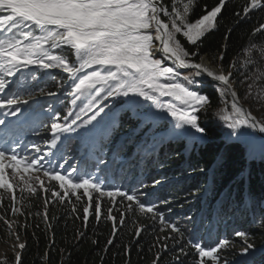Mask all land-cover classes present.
Returning <instances> with one entry per match:
<instances>
[{"label":"snow or ice","instance_id":"obj_1","mask_svg":"<svg viewBox=\"0 0 264 264\" xmlns=\"http://www.w3.org/2000/svg\"><path fill=\"white\" fill-rule=\"evenodd\" d=\"M195 3L196 0H175L169 8L164 0H0V190H3L0 192V207H3L7 194L11 204L9 209H5L6 214L24 215L16 207V188L21 194L27 191L30 196L36 195L37 188L44 193L42 216L46 224L49 204L71 203L72 197L80 202L86 197L88 203L83 207L86 224L90 208L96 219H101L102 197L119 196L128 203L123 205V201L120 202L124 210L118 218L113 215L115 200L107 209V220L113 225V238L108 240L109 245L114 242L119 228L125 225L128 214L138 209L146 217L151 214L149 218L158 219L160 231L170 230L173 234L157 238L158 242L162 239L165 243L159 245L161 250L156 253L153 264H160L162 256L170 250L166 243L168 240L173 241V248L179 246V254L174 256L171 264H188L190 254L187 248L195 251L191 264H221L220 252L230 247L228 239H220L214 245L207 244L194 231L186 243H182L185 240L183 231L175 223L167 221L163 213L156 210L154 202H142L135 192L130 194L121 190L107 177L101 180L84 170L73 179L71 174L56 171L61 165L53 166L52 159L47 160V167L43 163L48 157L63 159L62 154L57 157V153L63 151L61 137L67 133L79 134L77 130L81 128L85 131L96 128L108 115L105 111L108 106L103 102L120 96L142 97L144 101L151 102L146 110L135 113L141 137L154 134L157 117L151 109L155 106L166 111L175 121L170 129L174 136L195 140L199 134V139H203L206 129L199 124L198 113L210 106L209 96L202 92L205 87H211L222 98H230V111L221 109L217 113L219 120L232 130L230 135L238 133V138L250 140L247 129L264 133V121L258 120L242 106L241 97L234 89L236 65H230L233 71L225 73L221 68L217 73L203 59L195 62L193 58L199 56V52H189L177 38L182 35L188 44L197 46L208 33L217 29L218 18L228 0H218L210 9L205 5L204 14L193 22L190 15ZM258 9H264V0H246L242 5L243 18ZM236 15L239 17L241 13ZM259 33H264V23L254 28L253 35ZM255 48L256 45L250 43L244 49L249 53L245 65L250 68L256 66L251 56ZM261 53L264 54V45ZM218 59L223 61L224 54L221 53ZM167 62H171V66ZM53 70L66 74V79H61L59 86L64 88L67 85L66 95L72 97L70 102L79 107L78 112H68L61 118L59 112L52 108L45 111L36 99L38 96L58 95L41 86L44 77H48V81L55 79ZM244 77L252 81L247 85V94L251 96L256 81L264 80V71H253L251 76L244 73ZM29 80L33 83L29 84ZM255 95L260 99L259 92ZM163 97L170 99L165 102L161 99ZM225 103L228 104L227 99ZM133 104L140 107L138 101ZM34 105H39V113ZM34 115L47 116L52 121L51 139L45 141L43 148L32 145L34 154L26 155L17 151L20 146L17 132L23 133L26 129L35 132L37 129L31 126ZM60 119L63 123L57 122ZM144 145L138 139L133 146L141 148ZM248 155L253 159L256 157L251 144ZM259 155L264 158V140L260 142ZM6 170H10V174ZM34 173H40L46 179ZM51 181H57L62 191H56ZM158 183L160 181H154L152 186ZM81 189L82 195L78 194ZM48 193H51V199ZM93 193H99L94 204ZM24 199L26 197L21 195L20 202ZM71 211L76 213L75 205ZM0 222L19 240L18 233L13 230L14 221L0 215ZM48 226L51 227L50 224ZM148 227L140 225L135 228L137 241ZM78 235L83 237L84 233ZM236 236L245 245L242 253H248L254 247L249 242L248 233L238 231ZM12 247L23 250L26 245L18 243ZM14 264H22L20 252L15 254ZM223 264H228V261L223 260Z\"/></svg>","mask_w":264,"mask_h":264},{"label":"trees","instance_id":"obj_2","mask_svg":"<svg viewBox=\"0 0 264 264\" xmlns=\"http://www.w3.org/2000/svg\"><path fill=\"white\" fill-rule=\"evenodd\" d=\"M174 2L164 0L169 8ZM216 3L218 0H196L190 20L194 22L203 15L205 5L210 9ZM245 3L246 0H228L218 18L217 29L208 33L197 46L188 44L182 35H178L177 38L189 52H199L200 55L193 58L195 62L207 57L211 65L219 70L222 68L225 73L233 71L230 65L235 64L237 76L241 61L248 57L244 49L250 43H254L256 48L264 45V33L253 35L254 28L264 23V9L253 11L245 19L242 15ZM237 12L241 16L238 17ZM161 18L167 20L166 17ZM221 53L224 54L223 61L218 59ZM37 75L39 77L40 73ZM61 79H66V76L55 74V79L51 81L44 77L41 86L57 92L58 96L41 105L45 111L52 108L59 112L62 118L68 112H78L79 107L71 104L72 97L66 95L67 91H61ZM208 88H203L202 92L209 96L210 106L198 113V122L206 129L204 141L199 145L172 140L166 132L164 138L159 139L155 134L165 131L159 125L154 128V134L141 137L137 121L126 116L128 112L121 109L122 101H118L105 109L108 115L96 128L91 131L81 128L77 130L79 134H64L61 137L63 151L57 153V157L62 154L61 161H67L63 165L64 172L76 169L82 173L97 169L101 180L107 177L121 190L130 194L135 192L142 202H154L158 211L170 210L169 215L176 217L174 221L184 233L182 243H186L194 231L207 244L214 245L220 239H228L230 247L220 252L221 263L227 260L228 264H264V160L249 162L246 160V147L224 140L221 128L225 123L219 120L217 113L225 109L224 100L229 98H222ZM46 120L41 124L45 130V122L49 128L52 122L48 117ZM57 122L63 123V120ZM50 139L51 133H48L34 143L42 147ZM138 139L141 145L145 140L147 144L141 148L134 147ZM155 139L159 143L151 146ZM161 177L160 183L153 187L152 183ZM15 192L16 207L24 215L5 213L11 204L7 194L3 207H0V215H6L8 220L15 222L13 230L26 245L20 252L22 264H153L156 253L161 250L159 245L165 243L162 239L158 242L157 238L173 235L169 230L160 231L157 220L146 217L137 209L128 214L125 225L119 228L114 242L109 245L107 242L113 238V225L107 220V209L113 206L115 200L113 215L118 218L127 202L123 201L122 205L116 198L101 200V219L98 221L90 208L86 224L83 219V207L88 203L86 197L80 202L72 197L71 203L49 204V227L42 216L44 193L39 188L34 196L27 192L21 194L19 189ZM21 195L26 197L23 202H20ZM48 197L51 199V193ZM95 202L93 197V204ZM73 205L76 213L71 211ZM37 212L41 215L37 216ZM77 215L79 218H76ZM140 225L149 227L137 241L135 228ZM238 231L257 238L256 241L249 238L254 246L249 250V258L239 256ZM81 232L83 237L78 235ZM7 233V228L0 222V238ZM166 243L170 250L162 256L160 264H171L174 256L179 254V246L173 248L171 240ZM186 250L190 254L188 264H191L195 251L191 248Z\"/></svg>","mask_w":264,"mask_h":264},{"label":"rangeland","instance_id":"obj_3","mask_svg":"<svg viewBox=\"0 0 264 264\" xmlns=\"http://www.w3.org/2000/svg\"><path fill=\"white\" fill-rule=\"evenodd\" d=\"M246 56H249V53ZM251 56H252V58H254L253 60L255 61V65L256 66L253 67V68H250L249 66L245 65V61H243V60L241 61L240 71L238 72L237 76H234V78H233L234 79V89L237 92L238 96L241 97V104L245 105L248 108V110L252 113V115L256 116L258 120L264 121V80H257L256 81V83H255V85H254V87L252 89L253 95L250 96V95L247 94V85L249 83H252V81L251 80H246L245 77H244V73H248V75L251 76L253 71H255V72L264 71V54L261 53V47L255 48L252 51ZM202 59L205 60L204 57ZM205 61L207 62L208 65L213 67L215 70H217L218 72L220 71L219 69H217L213 65H211L209 60H205ZM199 62H201V60ZM167 63L169 64V66H171V63H169V62H167ZM53 71H54V74H62V75L66 76V74H64L62 72H59L58 70H53ZM29 81H28V83H29ZM208 89L210 90V92L213 91V89L211 87H209ZM61 91L62 92L63 91L66 92L67 91V85H65V87L62 88ZM257 92L260 93V99L256 98L255 94ZM51 98H53V97H51V96H43V97H39L38 96V97H36V99H38L40 101V104L50 100ZM161 99L163 101L167 102L170 98L163 97ZM227 100H228V104H226L225 102L223 103L224 104V108L226 110L230 111V108H229L230 100L229 99H227ZM118 101H122L121 109L128 112L126 114V116L128 118H132L133 120H136V121H137V117H136L135 113L136 112H142V111L146 110L147 107L151 104L150 101H144L142 97H133L131 95L129 97L120 96V97L109 98L108 100L104 101L103 103L105 105H107L108 107H110L111 105H113L115 102H118ZM134 101H138L140 107H135L134 104H133ZM34 107L37 108V113H39V111H40L39 105H34ZM151 111L157 117L155 119V121H154V128L159 125L160 127H162L165 130L164 132H160L159 134H155V136L157 138H159V139L164 138V135H165V132H166V133H169L170 138L172 140H181V141H185V142H188V143H195L196 145H199V144H201L204 141L205 137L203 139H199V134H196L197 135V139H195V140H193L192 138L187 137V136H184V137H176V136H174L172 134V132L170 131L172 125L175 123V121L172 119V117L170 115H168V113L166 111L161 110V109H157L155 106L152 107ZM46 118H47L46 116H35L34 121L36 119H39L40 121L42 119L47 121ZM7 119L12 120V117H8ZM45 124H46V130H45L44 126H43V131L35 134V135L39 136V138L40 137L42 138V137L46 136L48 133H51L49 126H47L48 123L45 122ZM166 126H167V128H166ZM108 128H110V125H109ZM221 130H222V133H223L224 140L226 142H228V143H238L239 145H242L243 147L247 148L246 160H248L249 162L264 160V158H262L259 155V145H260V143L257 142L251 136V134H250L251 139L250 140H246L245 138H242V137L238 138V133H232L230 135L232 130L228 129L226 124L221 128ZM19 136H20V140H21L23 137L21 138V135H19ZM157 143H159V142H157L156 139H155V141L152 142L151 146H154ZM249 144L253 145L254 148H255L256 157L254 159L251 158L248 155ZM44 146L45 145H42V148ZM32 154H34V153H32ZM48 159H53V158L48 157V158L45 159V161L43 163L45 164L46 167L48 166L47 165V160ZM6 171H8L9 174H10V170H6ZM74 173L75 172L72 170L71 172H69L67 174H71L72 175ZM90 173H92V175H94V176H98L97 169L91 171ZM34 174L41 175L42 179H46L40 173H34ZM161 180H162V177L159 178V180H157V181H161ZM47 183L48 182L46 181V184ZM50 184L52 186H55V190L56 191H62L59 188V184H58L57 181H51ZM157 185L158 184H156V186ZM16 189H19V188H16ZM25 192H27V191H25ZM81 192H83L82 189L79 190V193H81ZM93 197H94V199H97V197H99V193H93ZM114 198H116L117 202L125 201V202L128 203V201H126L123 197L116 196ZM109 199H112V198H110V197H102L101 198V200H105V201H108ZM169 211L170 210L158 211V212L163 213V215H164V217H165V219L167 221H170V222H173V223L176 224V222L174 221V220H176V217H174V215H173L172 217L174 219L171 218V216L169 215ZM149 216H151V214H149ZM156 224L160 225L158 219L156 221ZM236 237L239 238V242H238V246H239L238 247V253H239V256L241 258H249V256H251L250 255L251 253H249V252L248 253H242V249L245 247V245L243 244V242H242L240 237H238V236H236ZM250 237L254 238L253 240H255V241L257 240V238L255 236H250L249 235V238ZM18 243H23V242L20 239L17 240L9 232L6 234V236L4 238H0V264H14L13 259L15 258V254L17 252H21L22 251V250H20L18 248L12 247L13 245H17ZM259 252H261V250ZM257 255H258V253L256 254V256ZM221 264H223V263H221Z\"/></svg>","mask_w":264,"mask_h":264},{"label":"bare ground","instance_id":"obj_4","mask_svg":"<svg viewBox=\"0 0 264 264\" xmlns=\"http://www.w3.org/2000/svg\"><path fill=\"white\" fill-rule=\"evenodd\" d=\"M203 62L207 65V66H209L210 68H212L214 71H216L217 73H218V71L217 70H215L213 67H211L210 65H208L207 64V62L205 61V60H203ZM169 63H171V62H169ZM199 63V62H198ZM247 110H248V108H247ZM248 131H249V133L251 134V136L257 141V142H261L263 139L262 138H260L258 135H259V131H257V130H255V129H247ZM260 134H263L264 135V133H260Z\"/></svg>","mask_w":264,"mask_h":264},{"label":"water","instance_id":"obj_5","mask_svg":"<svg viewBox=\"0 0 264 264\" xmlns=\"http://www.w3.org/2000/svg\"><path fill=\"white\" fill-rule=\"evenodd\" d=\"M204 59H205V60H208L207 57H204ZM181 71H185V70H181ZM229 100H230V98H229ZM242 106H243L245 109H247V107H246L245 105L242 104ZM257 131H258V130H257ZM258 136L264 140V135H263V134H260V133H259Z\"/></svg>","mask_w":264,"mask_h":264}]
</instances>
